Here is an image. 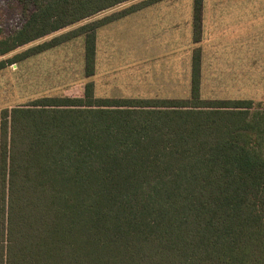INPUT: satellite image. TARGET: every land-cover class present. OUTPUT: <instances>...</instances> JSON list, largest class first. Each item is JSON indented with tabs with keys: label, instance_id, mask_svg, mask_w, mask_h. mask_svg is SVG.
<instances>
[{
	"label": "trees",
	"instance_id": "1",
	"mask_svg": "<svg viewBox=\"0 0 264 264\" xmlns=\"http://www.w3.org/2000/svg\"><path fill=\"white\" fill-rule=\"evenodd\" d=\"M162 1L33 0L0 31V71L84 36L87 78L0 110V264H264V110L202 97L204 0L190 97L95 94L98 29Z\"/></svg>",
	"mask_w": 264,
	"mask_h": 264
},
{
	"label": "crops",
	"instance_id": "2",
	"mask_svg": "<svg viewBox=\"0 0 264 264\" xmlns=\"http://www.w3.org/2000/svg\"><path fill=\"white\" fill-rule=\"evenodd\" d=\"M235 1L204 0L203 38L200 43L202 47L201 92L204 89L209 92L211 84L217 82L215 77L221 73L229 78L235 77L238 72L234 69L240 67L238 60L244 57L243 52L245 49L250 54L245 55L243 65L250 66L252 61L256 59V53L258 54L264 48L261 40L251 39L249 34L246 36V33L241 34L240 37L239 35L235 38L230 37L231 34L238 33L239 28H243L245 24L243 19L244 12H242L238 4L235 6ZM193 3L194 0L192 8ZM180 9L176 5V0H166L142 8L98 29L96 71L93 76L95 94L99 88L101 92L100 96L96 94L97 97L142 99H184L190 97L192 58L196 47L193 40V11L191 13V41L189 36H186L188 38V47L189 43H191V46L183 53L179 49L178 31L175 29L177 25L176 14ZM225 17H230L228 18L230 21L226 20L224 22ZM119 21H125L126 28L123 38L126 41L125 50L127 52L128 66L125 69L122 82L118 83L120 87H112V80H107L106 75L108 73L112 74L113 70L111 69L114 62L112 56L109 55L110 48L107 47L106 43L108 38L105 34H101V30L104 27H113ZM215 28H217L216 31ZM258 35L260 34H255L256 37H259ZM213 38L220 39V42L217 45H212L210 41ZM75 41H80L81 45L82 63L79 62L80 66L79 63L78 66L80 67V73L83 75L85 74L84 36H79L49 50L61 51L57 54V58L60 61L62 59H65L66 62H69L68 60L72 61L73 59L70 58L71 50L63 49ZM245 61H248V65H245ZM56 64L59 63L57 62ZM71 66L74 67L69 62L67 65L68 69ZM241 74L244 75V71H241ZM86 82L87 78L85 76L82 85L79 86L81 87L80 91H82ZM113 88H117L118 93L107 95V92H110ZM210 98L205 97V99Z\"/></svg>",
	"mask_w": 264,
	"mask_h": 264
},
{
	"label": "rangeland",
	"instance_id": "3",
	"mask_svg": "<svg viewBox=\"0 0 264 264\" xmlns=\"http://www.w3.org/2000/svg\"><path fill=\"white\" fill-rule=\"evenodd\" d=\"M32 1L0 0V31L3 34L7 35L21 27L26 17L25 5L27 4L29 9ZM192 2L193 0H176V5L181 9L176 14L177 25L175 29L178 31L177 40L180 42L178 43L179 49L183 53L191 46V43H189L188 47V38L186 36H189L191 41ZM236 4L244 12L243 19L245 22H243L245 24L243 28H239L238 33L231 34L230 37L235 38L237 35L240 37L241 34L246 33V36L249 34V38L261 40V44L264 45V0H236L235 6ZM33 9V6H30V11H33ZM228 18L225 17L224 22L226 20L230 21ZM125 28V21H119L113 27H104L101 30V34H105L108 38V42L106 43L107 47L110 48L109 55L112 56L114 62L113 66L111 65L112 74L108 73L106 75L107 80H112V87H120L118 83L122 82L125 69L128 66L127 52L125 50L126 41L123 38ZM257 33L260 34L258 35L259 37L255 36ZM79 42L75 41L71 43L73 45L69 44L63 49L71 50L72 54L70 58L73 60L68 61L74 67L71 66L70 69L67 67L69 62H66L65 59L58 60L57 54L61 51L47 50L37 54V57L32 56L0 71V110L27 104L34 99L44 96H63L67 92L69 94H79L81 92V87L79 86L82 85L85 79V74L82 75L80 73L79 67V62L82 63V50ZM219 42L220 39L214 38L210 41L212 45H217ZM23 49L16 52H20ZM13 54L7 55L4 58L13 56ZM243 54L245 57V55L250 53L245 49ZM244 57L238 60L240 67L234 69L239 74L237 73L235 77L230 78L224 76L225 74L222 73V75L216 76L217 82L211 84L209 92H206L204 89L201 92L202 97H211L210 99H251L254 101L255 108H262L264 110V48L258 54L256 53V59L252 61L250 66L243 65ZM250 61L249 63H251ZM57 62L59 64H56ZM247 63L248 61H245V65H248ZM241 71H244V75L241 74ZM117 91V88H113V90L107 92V95H115V93H118ZM96 94L98 96L101 95L100 88Z\"/></svg>",
	"mask_w": 264,
	"mask_h": 264
}]
</instances>
